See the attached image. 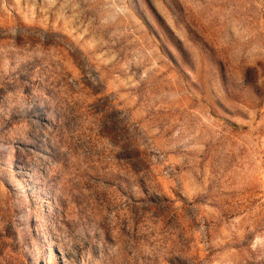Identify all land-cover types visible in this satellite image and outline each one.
<instances>
[{"label":"rangeland","instance_id":"374dc122","mask_svg":"<svg viewBox=\"0 0 264 264\" xmlns=\"http://www.w3.org/2000/svg\"><path fill=\"white\" fill-rule=\"evenodd\" d=\"M0 264H264V0H0Z\"/></svg>","mask_w":264,"mask_h":264}]
</instances>
